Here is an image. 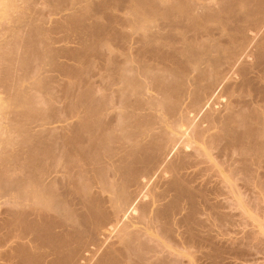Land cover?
I'll use <instances>...</instances> for the list:
<instances>
[{
  "label": "bare ground",
  "instance_id": "bare-ground-1",
  "mask_svg": "<svg viewBox=\"0 0 264 264\" xmlns=\"http://www.w3.org/2000/svg\"><path fill=\"white\" fill-rule=\"evenodd\" d=\"M47 2L0 0V92L23 99L0 101V126L19 121L1 135L19 139L0 143V264H223L240 240L218 220L264 230V104L239 96L264 79V0H53L68 35L95 41L65 48L84 60L54 65L59 90Z\"/></svg>",
  "mask_w": 264,
  "mask_h": 264
},
{
  "label": "rangeland",
  "instance_id": "rangeland-1",
  "mask_svg": "<svg viewBox=\"0 0 264 264\" xmlns=\"http://www.w3.org/2000/svg\"><path fill=\"white\" fill-rule=\"evenodd\" d=\"M52 1L53 0H51V1L48 0L47 3H45V4L43 3V5L41 4L39 6V9L41 11L42 8H44L43 9V10H45V11H43L44 14L46 13V14H48V16H50V15L52 16V17L50 16L52 18V24H51L52 26L50 25V27H51V30L53 31V34L51 33L52 34L51 37H52V40H53V41L51 40V43L53 42L54 50L56 52H58V53H57V55L55 54L56 56L53 55L54 59L51 58V59L47 60L46 72H47V75H49L50 78H52V85L51 86L54 88L53 90H59V89H61L62 86H64L63 84L67 80H65L66 79L65 75L62 72L54 69V67H55L54 65H56L58 63L59 64L62 63V65H65V63H66V65H68L70 63L72 65H77V63H82L83 62V61H80V60H79V62H77L78 59L81 58V60H84L83 57L80 56V55H75L76 58L73 55L70 56L71 54L69 55V54H67V52H65L66 51L65 48L71 49L73 52H75L74 54H76L77 53L76 51H79L80 49L85 48V46H83V45H89V46H86V47L94 46L95 45V41L92 38L90 39V37H86L85 35H84V37H83V35L82 36L81 35L78 36L76 34L68 35L67 32H65V30L62 29V26H61L62 23H63V20L61 21V19L64 18L65 14L62 13L63 14V18H61L62 15H56V16L52 15V13H55V12H57L56 10H58V9H54V8L52 9V3L54 4V2H52ZM91 1H93V3L95 2V4H92V6L95 7L94 9H97V7L98 8L101 7V5H102L101 2H104V0H95V1L94 0H90V2ZM98 1H99V3H98ZM170 2H172L173 4H177L178 0H170ZM97 3H98L99 6L97 5ZM0 7H1V5H0ZM52 10H53V12H51ZM89 16H90V14H89ZM89 16H87V17H89ZM54 20L55 21L57 20L58 22L57 21L54 22ZM59 21H60V23H59ZM4 22H6V24L5 23L3 24V25H5L4 28L9 26L7 20H4ZM258 23L262 24V25L264 24V15L261 16V18L258 20ZM214 26H216V24H214ZM196 31H198L196 27L192 28L191 34L196 33ZM9 39L12 41V39H15V37L13 36V38L10 37ZM134 40H138V36H135ZM82 46H83V48H82ZM140 47H141V44L140 43H136V45L130 51H128L127 53H129V55L132 56V55H134L137 52V50ZM207 48H208V46L206 45V46L203 47V50H207ZM24 54H26V53H24ZM24 54H23V56H24ZM23 56H22V58L26 59L24 57H26L27 54L24 57ZM78 56H79V58H78ZM69 57H71L70 58L71 60L69 59ZM74 60H76L77 63H75ZM73 63H75V64H73ZM78 65H80V64H78ZM260 71H261V75H263L264 74V66L260 68ZM228 80H229V82H234L235 78L234 77H230ZM25 85H27V83ZM122 88H123V85H121V84L114 85L113 87H111V89L108 92L109 93H114V92L119 91ZM148 89H149V92H150V94L152 96H154V97H156V98H158L160 100L162 99V96L157 93L156 88L152 84L149 85ZM15 91L13 90L14 93H11V96H9L7 100L5 99L4 96L7 97L8 95H10L9 92H12V90L7 91L8 93L7 94L6 93L3 94V96H2V93L0 92V101H1V103H4L5 109H7V110L9 108H11V107L16 106V105H20L19 103H22V101H23V99L20 100V101L16 100L18 98L15 97L16 94H17V93L15 94ZM239 91H240V95H239L240 98L246 99V100L249 101L248 103L245 104V106L253 105V106L257 107L259 105L258 103H260L261 105L264 104V101H262V100H264V99H262L264 97V79L261 82L256 83L255 85H250V86L243 87V88L239 89ZM12 94H15V96L12 95ZM1 97L2 98L4 97L6 102L4 101V99H1ZM16 101H17V103L18 102L19 103L17 104ZM25 107H26V110H25V113H24L25 116L23 114V118L26 117V116H29L30 114L33 115L34 108H36L38 106L36 104H33V105L29 104L28 107H27V105ZM3 115L4 114L0 112V119H2L4 117ZM51 115H52V113L48 112V111L45 112L44 115H42L41 118L45 119L44 122L40 121V123L43 122V124L41 123L42 126L44 125V123L46 121V118L49 119V117ZM18 123H19L18 120L17 121L16 120L15 121L6 120L0 126V143H2L1 147L5 151H8L11 148V146H13L12 142L18 140L19 136L16 133H14V132H11L8 136H1L2 132L6 131V130H9L12 127V125L14 126V125H17ZM142 123L145 124L144 121H142ZM21 124H22V121H20V125ZM48 128L50 130L52 128V126L49 125V126L44 127L45 133H46V131L48 132ZM40 129L42 130L43 128H40ZM48 149L46 148V153L49 151ZM213 154L215 156V162L218 165L216 167L217 168L216 170H219L220 169L219 165L221 163H223V161H224V158L223 157H219V155H218L219 154V147H216L213 150ZM140 169L143 170L144 172L146 171L141 166H140ZM209 176L213 179L214 182H217L219 180L218 177L215 176V173L213 171L210 172ZM26 179H27V183H28V187H29V185H31L32 180L30 178H26ZM242 184H243L242 181H237V185L238 186H242ZM28 187H26V189ZM240 191L245 196H247V198H250V192L248 190L241 189ZM217 196L220 199L226 198V196L223 193L217 194ZM211 197L215 198L216 196H211ZM251 200L254 201L252 196H251ZM252 201H250V199H248V204L252 205L253 204ZM7 204H8V201H1V208L2 209L6 208ZM262 206H263V208L261 207V209H256L257 211L255 210V212H253L254 211V209H253L252 212H253V214H255V216L258 218L259 221L264 222V204L263 203H262ZM223 211H225V212H237V209L235 208V206H229L226 209H224ZM206 213H209V211H206ZM215 221H217V220H215ZM251 221H252V219L250 220V218H247V222L246 221L245 222H241L239 218H235L231 222H223V223L220 222V220H218L215 223V225L213 226L214 227L213 230H215V231H224L226 233L224 235L225 236L228 235L226 237H229L231 239L235 238L238 241L240 240V242H238L236 245H234L233 249H231L230 256H229V252L230 251L227 252V254L225 253L226 255H224V257H223V260H225V261H222L223 264L224 263L225 264H241V263L242 264H264V246H263L264 245V243H263L264 240H262V242H260V240L257 241L258 239L253 240L258 235H259L258 237H261L260 239H264V230L259 228V224L257 222H255V221L251 222ZM139 227H143V226L139 224ZM253 230H255V231H253ZM251 231L255 232V234L253 233L254 237L252 236V232ZM262 235H263V238H262ZM220 238H222V237H220ZM239 243H242V244H239ZM237 246L239 248L240 247H242V248L244 247V248L243 249L240 248V250H241L240 251V250H238ZM225 248H226V246L224 247V249ZM224 249L222 248L221 250H224ZM233 250L234 251L236 250L237 252H234L235 253L234 254ZM185 260H188V259L185 258Z\"/></svg>",
  "mask_w": 264,
  "mask_h": 264
}]
</instances>
